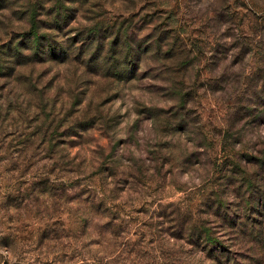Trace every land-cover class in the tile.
<instances>
[{"label": "rangeland", "instance_id": "374dc122", "mask_svg": "<svg viewBox=\"0 0 264 264\" xmlns=\"http://www.w3.org/2000/svg\"><path fill=\"white\" fill-rule=\"evenodd\" d=\"M0 264H264V0H0Z\"/></svg>", "mask_w": 264, "mask_h": 264}, {"label": "trees", "instance_id": "16d2710c", "mask_svg": "<svg viewBox=\"0 0 264 264\" xmlns=\"http://www.w3.org/2000/svg\"><path fill=\"white\" fill-rule=\"evenodd\" d=\"M31 49V48H28V50ZM51 52V51H50ZM56 51L52 52V53H55Z\"/></svg>", "mask_w": 264, "mask_h": 264}]
</instances>
